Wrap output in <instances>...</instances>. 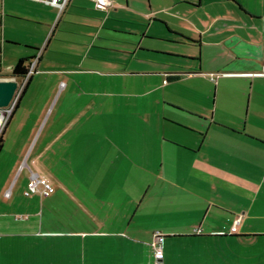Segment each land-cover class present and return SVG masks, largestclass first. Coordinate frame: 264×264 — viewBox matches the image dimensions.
Segmentation results:
<instances>
[{"label":"crops","instance_id":"crops-1","mask_svg":"<svg viewBox=\"0 0 264 264\" xmlns=\"http://www.w3.org/2000/svg\"><path fill=\"white\" fill-rule=\"evenodd\" d=\"M33 56L0 264H154V230L163 264H264V0H0V74Z\"/></svg>","mask_w":264,"mask_h":264},{"label":"built area","instance_id":"built-area-1","mask_svg":"<svg viewBox=\"0 0 264 264\" xmlns=\"http://www.w3.org/2000/svg\"><path fill=\"white\" fill-rule=\"evenodd\" d=\"M43 1H47L51 4L57 5V7L60 10L64 6L67 0H43ZM93 3L96 8L106 9L111 4V0H93ZM36 61H37V56H33L29 60L27 71L24 75H22L24 77L23 81L19 83V81L17 80V86L14 90L11 99L6 105L0 106V113L2 114L0 126L2 125L4 120L8 117V115L12 112L15 104V99L19 91L21 90V87H23L22 85L26 82L29 75L34 70ZM262 72L264 73V71ZM52 190H53V186L46 178L39 175L37 171L29 168V176L26 183V187L24 189V192L26 194L32 192L49 194L50 192H52ZM5 193H8V190H5ZM239 219H240V215L238 214L231 225L230 231L236 230ZM150 243L152 246L154 264H163V234L158 230H154Z\"/></svg>","mask_w":264,"mask_h":264},{"label":"water","instance_id":"water-1","mask_svg":"<svg viewBox=\"0 0 264 264\" xmlns=\"http://www.w3.org/2000/svg\"><path fill=\"white\" fill-rule=\"evenodd\" d=\"M17 86V79L13 74H0V106L6 105L11 99Z\"/></svg>","mask_w":264,"mask_h":264},{"label":"rangeland","instance_id":"rangeland-1","mask_svg":"<svg viewBox=\"0 0 264 264\" xmlns=\"http://www.w3.org/2000/svg\"><path fill=\"white\" fill-rule=\"evenodd\" d=\"M17 79H18L19 83H21L23 81L24 77L19 75V76H17ZM9 115H8V117H9ZM8 117L4 120V122L0 126V135H1V132L4 128V125H5ZM12 158H13V154H12L11 150H9V148L7 146L2 147V149L0 150V168L1 169L5 168L10 163ZM24 165H26V164H24ZM0 174H2L1 170H0Z\"/></svg>","mask_w":264,"mask_h":264},{"label":"trees","instance_id":"trees-1","mask_svg":"<svg viewBox=\"0 0 264 264\" xmlns=\"http://www.w3.org/2000/svg\"><path fill=\"white\" fill-rule=\"evenodd\" d=\"M28 62H29V58H26V57L18 58L17 61L12 65L10 74H13L15 76L24 75L27 71ZM1 145H2V138L0 136V148H1Z\"/></svg>","mask_w":264,"mask_h":264},{"label":"bare ground","instance_id":"bare-ground-1","mask_svg":"<svg viewBox=\"0 0 264 264\" xmlns=\"http://www.w3.org/2000/svg\"><path fill=\"white\" fill-rule=\"evenodd\" d=\"M1 118H2V114L0 113V121H1Z\"/></svg>","mask_w":264,"mask_h":264}]
</instances>
